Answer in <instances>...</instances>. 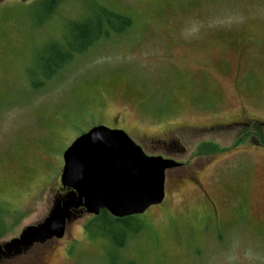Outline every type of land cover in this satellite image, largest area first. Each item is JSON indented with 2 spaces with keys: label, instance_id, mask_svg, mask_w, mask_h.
<instances>
[{
  "label": "rangeland",
  "instance_id": "rangeland-1",
  "mask_svg": "<svg viewBox=\"0 0 264 264\" xmlns=\"http://www.w3.org/2000/svg\"><path fill=\"white\" fill-rule=\"evenodd\" d=\"M95 1L131 27L33 89L45 49L63 46L67 22L93 17L92 3L0 0V242L48 214L63 152L93 125L182 165L122 249L105 227L88 234L84 212L0 264H264V126H241L264 123V0Z\"/></svg>",
  "mask_w": 264,
  "mask_h": 264
},
{
  "label": "water",
  "instance_id": "water-1",
  "mask_svg": "<svg viewBox=\"0 0 264 264\" xmlns=\"http://www.w3.org/2000/svg\"><path fill=\"white\" fill-rule=\"evenodd\" d=\"M62 158L59 183L66 191L55 196L41 221L0 242V253L18 254L35 243L61 238L66 226L84 212L106 210L117 218L141 214L163 201L166 170L182 165L169 156L147 154L126 131L104 124L79 134Z\"/></svg>",
  "mask_w": 264,
  "mask_h": 264
},
{
  "label": "trees",
  "instance_id": "trees-1",
  "mask_svg": "<svg viewBox=\"0 0 264 264\" xmlns=\"http://www.w3.org/2000/svg\"><path fill=\"white\" fill-rule=\"evenodd\" d=\"M62 1L63 0H43L44 4L46 2L49 6L57 5ZM90 1L92 3L90 9L93 10L95 15L81 21L73 19L66 23L64 27L65 32L60 34L61 38H63V43H61L63 46H51L48 52L45 49L44 54L46 55L44 56L43 54L41 56H44V59H42L44 61L43 63H39V66L34 71L36 75H34L31 82L33 89L43 88L47 81L56 77L58 79L64 78V74L61 72L67 71L66 67L69 63L74 61V58L77 56L83 57V55L92 50L91 48L94 44L97 42L99 43L102 39L110 38L108 32H112L117 26H121L119 29H122V31H126L131 27L132 21L129 17L108 10L95 0ZM120 31L121 30H117L116 32ZM241 126L244 127L243 129L247 134L259 130L257 126H264V123H257V121H254L252 123L247 122L246 125L242 124ZM257 138L260 139L261 137L257 136ZM91 218L92 220H89L86 225L88 234H91V236H105L106 234L102 232L101 228L105 227L109 235L106 237H110L112 242L118 247H121V249L123 248L122 245L127 232L137 233L143 230V225L139 221L138 215L117 218L113 217L108 211L101 210L98 215H93ZM132 233H128V236ZM91 236L90 238H92ZM130 264H132L131 261Z\"/></svg>",
  "mask_w": 264,
  "mask_h": 264
},
{
  "label": "flooded vegetation",
  "instance_id": "flooded-vegetation-1",
  "mask_svg": "<svg viewBox=\"0 0 264 264\" xmlns=\"http://www.w3.org/2000/svg\"><path fill=\"white\" fill-rule=\"evenodd\" d=\"M253 86H255V85H253ZM256 87V86H255ZM207 94V93H206ZM207 97V96H206ZM236 123H238V122H232V123H230V124H227V126H235V125H239V124H236ZM98 124H104V125H106V126H108V127H110V128H120V127H118L117 125H109V124H107V123H98ZM241 124H242V122H241ZM88 130V129H87ZM78 136V135H77ZM76 136V137H77ZM76 137H74L73 139H75ZM73 141V140H72ZM174 149H177V150H180V147L178 146V144H176V146L174 147ZM167 171V170H166ZM165 175H166V173H165ZM66 191V189H64V188H62L61 187V185L59 186V192H58V194H56L57 196L59 195V194H64V192ZM83 213H81L80 215H82ZM79 215V216H80ZM210 215V214H209ZM78 216V217H79ZM212 217L214 218L213 220L211 219V221H212V223L213 222H217V214L215 213V211H213L212 212ZM211 218V217H210ZM235 218H237V217H235ZM235 218H233L234 220H235ZM74 220H75V218H74ZM51 239H55V238H51ZM51 239H49L48 241H46V242H44V243H38V244H33V246H35V245H41V244H45V243H47V242H51V241H53V240H51ZM33 246H31V247H33ZM30 247V248H31ZM26 251H28V249L26 250ZM26 251H22L21 253H18V254H10V255H4L3 253H0V261H2V260H4V259H7V258H11V257H15V256H18V255H22L23 253H25Z\"/></svg>",
  "mask_w": 264,
  "mask_h": 264
}]
</instances>
